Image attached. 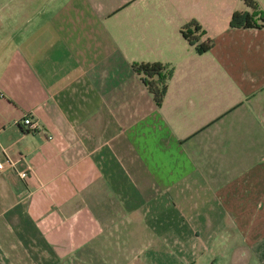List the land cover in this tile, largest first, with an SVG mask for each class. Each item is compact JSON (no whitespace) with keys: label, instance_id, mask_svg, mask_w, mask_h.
<instances>
[{"label":"crops","instance_id":"0c3cea01","mask_svg":"<svg viewBox=\"0 0 264 264\" xmlns=\"http://www.w3.org/2000/svg\"><path fill=\"white\" fill-rule=\"evenodd\" d=\"M45 1L0 0V264H264V0Z\"/></svg>","mask_w":264,"mask_h":264},{"label":"trees","instance_id":"16d2710c","mask_svg":"<svg viewBox=\"0 0 264 264\" xmlns=\"http://www.w3.org/2000/svg\"><path fill=\"white\" fill-rule=\"evenodd\" d=\"M244 3L253 9L254 11L258 9V4L256 0H243ZM231 26L234 28H264V17L262 18V25H258L251 14H239L235 13L233 15ZM202 28L197 22H192L188 26L182 28V33L189 43H194L196 41V36L201 34ZM196 35V36H195ZM214 46L212 40H208L201 45L200 52L206 53L210 51ZM134 69L136 72L143 76L142 81L150 93L153 95L154 100L158 106H161L166 92H167V81L172 76V71L166 74L167 67L159 64H139L135 65Z\"/></svg>","mask_w":264,"mask_h":264},{"label":"built area","instance_id":"2783aa9c","mask_svg":"<svg viewBox=\"0 0 264 264\" xmlns=\"http://www.w3.org/2000/svg\"><path fill=\"white\" fill-rule=\"evenodd\" d=\"M22 124L27 128L29 132L35 133L41 130V127L37 121H35L32 117H27L22 121ZM28 172H22L21 176L26 177Z\"/></svg>","mask_w":264,"mask_h":264},{"label":"rangeland","instance_id":"374dc122","mask_svg":"<svg viewBox=\"0 0 264 264\" xmlns=\"http://www.w3.org/2000/svg\"><path fill=\"white\" fill-rule=\"evenodd\" d=\"M47 2L45 0H36L35 4H32V7L30 9V14L32 15L34 12H36V10H39V7L41 8V10H43L44 6H46ZM143 262V260H142ZM141 263V262H139Z\"/></svg>","mask_w":264,"mask_h":264}]
</instances>
